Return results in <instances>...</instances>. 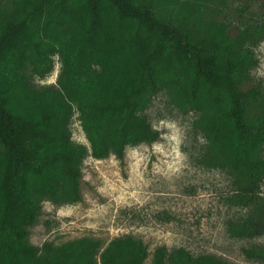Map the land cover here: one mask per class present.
Instances as JSON below:
<instances>
[{"label": "trees", "instance_id": "1", "mask_svg": "<svg viewBox=\"0 0 264 264\" xmlns=\"http://www.w3.org/2000/svg\"><path fill=\"white\" fill-rule=\"evenodd\" d=\"M210 3L0 0V264L146 263L148 248L132 236L34 246L28 228L40 216L38 199L81 201L88 156L123 160L127 147L161 139L146 114L159 94L196 114L193 128L207 141L201 164L226 170L230 203L250 208L230 233L264 236V87L250 74L264 21L219 22ZM56 59L57 83L34 86L29 73L47 77ZM76 112L89 146L72 138ZM244 253L264 262V248ZM151 264L230 263L162 246Z\"/></svg>", "mask_w": 264, "mask_h": 264}, {"label": "rangeland", "instance_id": "2", "mask_svg": "<svg viewBox=\"0 0 264 264\" xmlns=\"http://www.w3.org/2000/svg\"><path fill=\"white\" fill-rule=\"evenodd\" d=\"M246 1L230 0L222 6L211 0L207 7L215 10L219 22L264 21V3L251 0L246 7ZM254 51L259 64L250 74L264 87V41ZM59 70L56 59L54 72L43 79L30 72V80L38 88L56 84ZM146 114L161 131V139L127 147L123 160L115 155L103 160L88 156L82 164L81 201L56 204L38 199L41 213L28 228L29 242L60 245L90 236L107 244L132 236L148 248L145 264L152 263L155 250L162 246L170 251L183 247L196 257L214 255L230 264H264L244 253L251 246L264 248V236L249 239L230 233L249 216L250 208L230 203L232 177L226 170L201 164L207 141L193 128L196 114L179 111L164 94L152 99ZM70 130L75 142L89 146L77 112ZM260 195L264 198V183Z\"/></svg>", "mask_w": 264, "mask_h": 264}]
</instances>
